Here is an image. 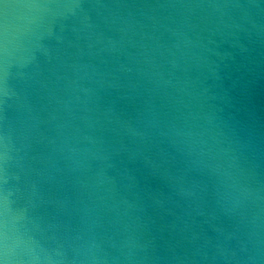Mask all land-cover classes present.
<instances>
[{"label": "water", "instance_id": "1", "mask_svg": "<svg viewBox=\"0 0 264 264\" xmlns=\"http://www.w3.org/2000/svg\"><path fill=\"white\" fill-rule=\"evenodd\" d=\"M0 264H264V0H0Z\"/></svg>", "mask_w": 264, "mask_h": 264}]
</instances>
